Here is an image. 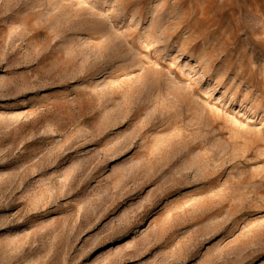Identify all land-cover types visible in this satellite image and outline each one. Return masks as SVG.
I'll list each match as a JSON object with an SVG mask.
<instances>
[{
    "label": "rangeland",
    "instance_id": "1",
    "mask_svg": "<svg viewBox=\"0 0 264 264\" xmlns=\"http://www.w3.org/2000/svg\"><path fill=\"white\" fill-rule=\"evenodd\" d=\"M0 264H264V0H0Z\"/></svg>",
    "mask_w": 264,
    "mask_h": 264
}]
</instances>
